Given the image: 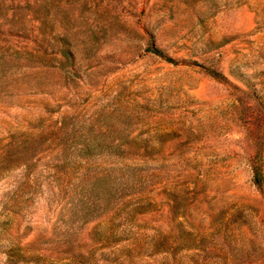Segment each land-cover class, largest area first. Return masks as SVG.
<instances>
[{"label": "rangeland", "instance_id": "rangeland-1", "mask_svg": "<svg viewBox=\"0 0 264 264\" xmlns=\"http://www.w3.org/2000/svg\"><path fill=\"white\" fill-rule=\"evenodd\" d=\"M258 146L264 173V0H0V264H86V161L125 155L177 197L152 225L194 192L202 229L257 228L229 264H264Z\"/></svg>", "mask_w": 264, "mask_h": 264}, {"label": "trees", "instance_id": "trees-1", "mask_svg": "<svg viewBox=\"0 0 264 264\" xmlns=\"http://www.w3.org/2000/svg\"><path fill=\"white\" fill-rule=\"evenodd\" d=\"M64 44L56 48L59 57L52 56L48 66L62 68L73 64L74 54ZM97 146L86 144V155L104 150ZM119 150L116 147L114 152ZM139 150L145 153L148 148ZM260 152L258 146L259 161L251 165L252 181L259 189L264 184ZM124 157L94 167V163L86 161V180L80 181L86 184V199L80 201L86 209V225H90L86 236L95 246L86 250V264H229L256 250L257 228L245 222L242 211L237 210L236 215L226 213L205 229L196 224L188 209L195 202L194 192L191 197L180 193L178 202L184 209H179L178 204L176 217L152 225L150 216L162 213V206L171 207L177 197L167 193L165 181H151L150 174L139 171L140 161ZM156 191L159 192L154 195ZM159 193L165 194L160 198L162 204L156 200ZM242 239L250 248L243 247ZM96 250L101 251L100 255H96Z\"/></svg>", "mask_w": 264, "mask_h": 264}]
</instances>
